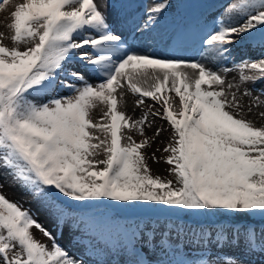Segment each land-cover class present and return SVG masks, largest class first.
<instances>
[{"label": "snow or ice", "instance_id": "obj_1", "mask_svg": "<svg viewBox=\"0 0 264 264\" xmlns=\"http://www.w3.org/2000/svg\"><path fill=\"white\" fill-rule=\"evenodd\" d=\"M222 7L202 31L177 14L153 51L134 42L172 0L139 19L120 0H0V167L89 238L70 254L0 191V264H264V89L247 87L264 81V0Z\"/></svg>", "mask_w": 264, "mask_h": 264}, {"label": "rangeland", "instance_id": "obj_2", "mask_svg": "<svg viewBox=\"0 0 264 264\" xmlns=\"http://www.w3.org/2000/svg\"><path fill=\"white\" fill-rule=\"evenodd\" d=\"M184 1H187L189 4H208L214 6L203 9L190 8L189 10L191 11L189 12V14L183 16V18L188 19L194 24H196L197 28L199 29H203V27L211 25V16L217 14L218 11L222 12L223 11L222 5H225L228 2V0H178V1L172 0L173 8L169 10V13L172 14V12H175L177 7H179V4H181V2ZM141 2H142L141 0H132L130 1V3H128L129 5H131L132 3L137 4L136 7L134 8L133 13L129 15V17L133 18L135 12H139V14L144 13L145 9L151 6L153 0H144L143 5L141 4ZM120 4L122 3L120 2ZM169 13H167L165 16L169 15ZM233 54L237 60L241 58H249V57L255 58L256 56V52L252 51L251 49H246V50L236 49ZM226 66L231 67V63L229 62ZM235 75H236L235 73H230L228 79L232 80L233 76ZM247 87L253 88L255 90L264 89V81L258 82L255 85L249 84L247 85ZM62 94H67V93H62ZM253 94L256 95L257 92L254 91ZM247 102H248L247 98H245L244 103L247 104ZM260 110H264V109H254L253 113L249 114V118L255 119V114ZM130 114L135 117H139V115L141 114V109H136L135 112L131 111ZM256 122L260 123L259 120H257ZM161 124H163L165 131L152 144V146L146 150L148 155H151V153L154 152L157 147L161 148L160 152H156V156L158 158L161 157L162 155H165L162 153V148L164 145L161 144V141L166 142L169 137V129L166 122L157 119L154 128L156 126H160ZM153 130L154 129L147 130L149 136L152 135ZM136 139L138 140L139 137H136ZM148 163L152 170L153 175H160L162 177H167L169 179L172 178L171 176H169L167 171L169 165L164 163L162 159L158 163L153 162L151 159H149ZM0 184H3V188L0 189V191H2L9 200L17 202L18 204H21L25 209L30 210L32 214L35 216V218L41 224H43L45 228L49 229L53 233L57 241L62 246H64L69 251L70 254L74 256H79L81 254L83 249L79 245H76L72 242L73 237H75L77 240H80L82 244L86 243L89 238L87 236H84L79 230H77L71 220L65 222L61 231V229L57 227L56 222L49 215V213L46 212L44 209H42L40 204L36 200H34L33 197L28 192H26L18 184L14 183L12 177L8 174V170L3 167H0ZM32 232L37 240L45 244H50V241H48L47 238L44 237L43 234L37 231L35 228L32 229Z\"/></svg>", "mask_w": 264, "mask_h": 264}, {"label": "bare ground", "instance_id": "obj_3", "mask_svg": "<svg viewBox=\"0 0 264 264\" xmlns=\"http://www.w3.org/2000/svg\"><path fill=\"white\" fill-rule=\"evenodd\" d=\"M124 1L125 0H120V2L123 3L121 11L124 14V10H125V14L124 15H126V16H127L128 12H129V15H131L133 13V11H134V8L136 7V4H135L134 8H130V7L128 8V7H125L126 4L124 3ZM175 1H178V0H175ZM184 4H189V3L187 1L181 2V4H179V7H177L175 12H172V14L169 13V15L164 16V17L161 18L160 24L156 27V29L152 33L146 34L142 38V41H136L134 43L140 49L160 51L163 48V43L161 42V37L164 36V34L168 30H170V28L172 27V25L174 23V20L176 19L175 16L178 14L180 17H183L184 15L189 14V12L191 11V10H189L190 8H182V7H180V5H184ZM143 14L144 13L139 14V12H135V14L133 15V18L139 19V18H141L143 16ZM211 27L212 26L209 25V26L203 27V29H199V28L198 29L202 31V30H204L206 28L210 29ZM188 58L192 59V58H196V57H193L191 55V53H190ZM205 62L208 63V61H205ZM171 95H174V93H172ZM128 103H129V107L127 109V112H128L129 115H131L130 113H131V111H133L131 97H129Z\"/></svg>", "mask_w": 264, "mask_h": 264}]
</instances>
